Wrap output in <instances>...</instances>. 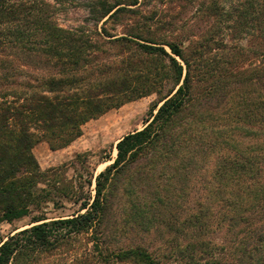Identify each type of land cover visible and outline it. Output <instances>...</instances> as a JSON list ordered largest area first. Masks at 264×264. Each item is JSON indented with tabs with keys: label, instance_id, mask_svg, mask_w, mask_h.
<instances>
[{
	"label": "trees",
	"instance_id": "16d2710c",
	"mask_svg": "<svg viewBox=\"0 0 264 264\" xmlns=\"http://www.w3.org/2000/svg\"><path fill=\"white\" fill-rule=\"evenodd\" d=\"M238 2L245 25L264 29V0ZM121 4L90 0L89 7L94 19H110L121 13ZM222 5L216 2V9L227 13ZM54 11L48 0H0V222L30 216L54 200L49 175L57 168L42 170L33 152L39 141L64 146L88 120L153 90L147 82L154 67L138 71L131 56L99 66L101 41L61 27ZM143 26L127 35L108 34V43L144 40L137 42L141 54L164 67L174 87L184 76L182 84L165 93L142 128L118 140L112 163L71 192L81 204L77 212L34 215L29 227L1 243L0 264H20L80 233L90 234V250L103 262L162 264L140 246L112 250L108 238L168 210L178 190L186 201L183 228L190 242L172 254L176 262L264 264V54L248 70L227 61L219 77L198 90L212 61L201 62L197 50L186 54L176 41L143 38ZM104 30L98 35L105 36ZM84 184L94 185V194ZM225 225L234 231L228 246L203 240Z\"/></svg>",
	"mask_w": 264,
	"mask_h": 264
},
{
	"label": "rangeland",
	"instance_id": "374dc122",
	"mask_svg": "<svg viewBox=\"0 0 264 264\" xmlns=\"http://www.w3.org/2000/svg\"><path fill=\"white\" fill-rule=\"evenodd\" d=\"M48 1L54 6L53 19L58 25L71 30L81 29L101 41L104 51L97 55L99 66L103 63H120L126 56H131L135 62L134 68L138 71L154 67V73L147 82L152 84L150 89L153 90L88 120L81 127L82 134L64 146L59 147L45 138L35 145L33 152L42 170L57 168L49 175V191L54 200L44 204V208L34 209L30 216L13 222H0V245L9 236L29 227L34 215L45 213L49 218H58L77 212L81 204L75 202L71 192L82 185L84 178H89L92 173L97 175L114 161L118 140L142 128L152 108L159 107L165 93L174 87L175 80L166 78L165 68L152 60L153 57L141 54L137 42L142 43L144 40L137 39L134 43L122 46L117 42L108 43L111 38L108 34L127 35L144 25L141 29L143 38L156 42L176 41L186 50V54L191 52L192 55L193 51L196 54V50L203 53L201 62L211 60L213 64L207 68L204 80L199 81L198 90L217 79L227 61L239 65V69L248 70L260 64L264 54L263 25L257 26L255 23L251 27L246 26L239 11H236L243 8L237 6L238 0H138L137 4H130L131 0H119L123 7L121 13L110 19L106 17L98 20L90 12V0ZM110 1L114 3L118 0ZM220 1L227 8V13L216 9V2ZM103 30L106 35L99 36L98 32ZM201 44L207 47L200 49ZM165 48L170 51L168 46ZM177 59L183 63L181 58ZM212 68L215 71H210ZM158 73L161 75H155ZM84 188L91 192L94 185L89 187L84 184ZM171 195L174 204L168 210L151 214L143 221L140 219L139 222L128 223L124 231L110 234L108 246L112 250L140 246L151 252L162 264H180L172 254L179 253L190 242L187 229L183 228L186 201L181 190ZM194 202L191 199L190 205H194ZM117 221L125 224L121 217ZM146 221H150L149 224ZM233 233L226 225L221 230L212 228L203 240L218 246H228ZM91 246L90 234H76L54 250L36 252L29 259L21 258L20 264H116L103 262L97 252L90 250Z\"/></svg>",
	"mask_w": 264,
	"mask_h": 264
}]
</instances>
